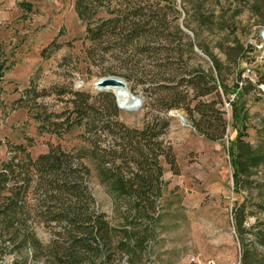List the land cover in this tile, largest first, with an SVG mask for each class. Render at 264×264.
Returning a JSON list of instances; mask_svg holds the SVG:
<instances>
[{
    "label": "rangeland",
    "instance_id": "374dc122",
    "mask_svg": "<svg viewBox=\"0 0 264 264\" xmlns=\"http://www.w3.org/2000/svg\"><path fill=\"white\" fill-rule=\"evenodd\" d=\"M86 1L93 12V21L109 18L116 6L115 0ZM73 4L74 0H0V162L7 157L6 143H29L31 158L45 153L48 146L82 152L86 146L78 139L79 130L59 136L50 134L38 129L33 116L42 112L50 115V122L63 121L73 109L71 101L75 92L87 93L95 107L105 106L114 96L110 90L93 91V81L107 76L120 78L130 94L141 99V104L136 111L116 107L114 119L129 128H140L153 117L166 120L167 128L158 140L170 149L177 173L172 174L163 160H159L162 168L159 197H148L144 217L136 219L131 209L109 196L92 165L84 159L89 169L86 185L96 210L115 229L125 224L121 217L127 216L129 224L125 227L140 239L138 264H239L234 219L241 220V234L248 243L245 231L264 220V165L252 169L251 175L237 184L235 192L227 153L233 131L228 127L222 141H208L198 136L187 122L162 117L150 99L143 96L141 85L132 78L129 81L121 78V75H136L138 69L161 70L174 60L142 56L135 64L128 47L113 43L91 45L84 38L85 25L77 19ZM198 10L210 22L209 28L198 25ZM162 11L170 26H178L193 47L200 45L219 58L226 82L236 77L237 70L241 81H249L251 87L243 96L247 112L244 139L264 153V86H256L258 75H264V42L258 36L264 27V11L260 10L259 1L238 0L235 4L232 0H174ZM171 27L168 31H174ZM169 39L172 45L183 46L185 41L176 32ZM235 43L241 51L238 66L232 67L234 56L229 57L232 52L228 48ZM196 56L197 60L190 57L191 63L202 69L210 66L205 56ZM24 89L35 91L38 96L34 104L39 108L31 100L29 112L20 107L18 98ZM107 93L112 98L100 95ZM220 98L223 117L229 124V107L221 93ZM172 111L183 116L181 111ZM34 233L44 244L52 231L39 225ZM129 241L134 240L129 238ZM259 251L257 248L256 252ZM5 252L9 254L0 252V264L26 255L23 252L17 255L10 247ZM29 254L26 264H43L42 258L32 260ZM129 262L127 255H120L110 264Z\"/></svg>",
    "mask_w": 264,
    "mask_h": 264
},
{
    "label": "trees",
    "instance_id": "16d2710c",
    "mask_svg": "<svg viewBox=\"0 0 264 264\" xmlns=\"http://www.w3.org/2000/svg\"><path fill=\"white\" fill-rule=\"evenodd\" d=\"M258 1L260 10L264 11V0ZM173 2L115 0L110 17L96 21L92 20L93 12L86 0H74L73 10L85 25L84 38L93 46L113 43L128 47L135 64L142 56L174 60L161 70L138 69L136 75H121V78L126 81L132 78L141 85L143 96L150 99L162 117L167 118L168 111H181L191 129L208 141H222L229 127L234 137L228 142L227 153L237 192V184L247 179L252 169L264 165V153L244 139L247 112L243 96L251 84L239 79L238 70L236 77L226 82L219 58L200 45L193 47L178 26H170L162 9ZM196 21L200 27L209 28L210 22L200 16L199 10ZM169 27L174 31H168ZM172 32L185 39L183 46L172 45L169 39ZM228 50L232 52L229 57L234 56L232 67H237L241 47L235 43ZM184 54L188 57L184 58ZM196 54L208 59L207 69L190 62L191 56L198 59ZM1 77L0 67V80ZM258 79L256 86H264V75H258ZM220 93L229 107V124L223 117ZM100 95L112 98L109 93ZM37 96L33 89H24L18 103L29 112V100L34 104ZM73 97V109L63 121L50 122V115L42 112L33 118L39 130L50 134L59 136L79 130L78 139L86 146L82 152L48 146L45 153L31 158L29 143L5 144L7 157L0 162V252L9 254L5 250L10 247L17 255L26 253L8 264H26L29 253L32 260L42 258L43 264H110L120 255H127L129 264H138L140 239L125 227L129 224L127 216L121 217L125 224L115 229L96 210L86 185L89 169L83 160L92 165L109 196L131 209L136 219L144 217L148 197H159L162 174L159 160H163L172 174L177 173L170 149L158 140L167 128L166 120L153 117L140 128H129L114 119L117 114L114 100L95 107L87 93L75 92ZM34 107L39 108L35 104ZM39 225L52 231L44 244L34 233ZM234 225L239 264H264V220L245 231L248 243L241 234V220L234 219ZM257 248L261 251L256 252Z\"/></svg>",
    "mask_w": 264,
    "mask_h": 264
},
{
    "label": "water",
    "instance_id": "95a60500",
    "mask_svg": "<svg viewBox=\"0 0 264 264\" xmlns=\"http://www.w3.org/2000/svg\"><path fill=\"white\" fill-rule=\"evenodd\" d=\"M258 36L264 42V27L259 30ZM195 52L198 53L197 51ZM91 88L95 92L110 90L114 96L115 105L120 110L136 111L140 107L141 99L131 95L128 89H126L124 81L120 78L107 76L96 79L93 81ZM122 96H127L131 100V103L126 104L125 101H120ZM166 117L168 119L178 118L182 123L186 122L185 117L175 111H168Z\"/></svg>",
    "mask_w": 264,
    "mask_h": 264
},
{
    "label": "bare ground",
    "instance_id": "6f19581e",
    "mask_svg": "<svg viewBox=\"0 0 264 264\" xmlns=\"http://www.w3.org/2000/svg\"><path fill=\"white\" fill-rule=\"evenodd\" d=\"M263 38H264V36H263ZM120 101H125L126 104H130L131 103V100L127 96H122Z\"/></svg>",
    "mask_w": 264,
    "mask_h": 264
}]
</instances>
